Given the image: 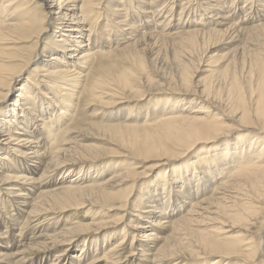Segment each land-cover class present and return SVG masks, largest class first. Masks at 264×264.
I'll use <instances>...</instances> for the list:
<instances>
[{
  "label": "bare ground",
  "instance_id": "obj_1",
  "mask_svg": "<svg viewBox=\"0 0 264 264\" xmlns=\"http://www.w3.org/2000/svg\"><path fill=\"white\" fill-rule=\"evenodd\" d=\"M137 1L136 16L130 18L134 22H126L130 27L122 29L127 41L115 47H99L91 25L98 24L102 16L98 11L105 4L115 11L116 23L124 25L120 0H0V264H119L114 258L115 250L128 239L130 230L132 249L141 243L145 248L140 253L155 251L149 264H166V260L172 261L168 264H183L177 261L190 259L179 256L182 254L168 246L180 228L191 235L188 241L210 253L206 257L189 255L193 258L192 264H259L260 258L264 264V223L261 255L252 237L255 225L264 221V0L255 1L258 7L249 9L238 5L230 7L226 0H199L206 1L209 9L207 17H200L205 28L183 20V7L189 5V0L181 4L177 16L174 12L170 17L156 10L160 5L164 8L167 0ZM249 1L244 2L252 5ZM33 3L39 13L31 9ZM169 10L164 9L167 13ZM104 28L99 36L106 40L105 33L110 32ZM97 48L103 56L112 52V56L130 63H146L148 69L158 74V80L153 77L154 81L144 79V82L142 77L130 78L125 72L116 75L119 64L115 61L96 62ZM46 52L52 54L48 60L42 59ZM192 57L200 59L191 76L188 64ZM166 66L172 69L171 78L163 73ZM30 71L35 76L28 80L36 84L30 89L35 98L26 97L29 89L25 84L9 104L7 98L12 86L24 78V72ZM110 76L115 78L111 82ZM132 79L141 84L142 89L152 92L151 102L158 108L152 113L156 115L152 122L145 121V117L140 124L147 130L129 139L130 144L144 154L164 152L168 158L162 161H170L169 157L175 154L183 156L199 150L201 153L196 161L198 165L203 164L202 174L207 179L203 181L202 176L197 175V165L194 176L187 179L189 172L180 165L171 175L163 173L155 190V194H162L147 196L143 191L139 199L142 210L144 197L160 200L164 196L162 204L150 206L152 210L145 218L152 222L147 221L150 225L145 228L140 226L142 219L132 220L129 225H124L122 218L116 222L97 218L91 223H63L62 213L67 208L84 205L92 210L95 207L86 201L88 196L93 197L103 213L119 210L116 201L125 191L115 190L122 186L118 183L131 176L132 170L123 165L102 178L100 172L104 170L98 164L107 161L109 156L91 157V160L76 157L78 160L67 162L66 152L70 149L77 156L83 151L81 137H68L71 140L64 145L57 135L63 130L65 115L73 114L82 97L88 104H99V99L106 96L124 100L131 92L133 97L129 100L143 102L147 92L136 88L132 91L129 88ZM106 85L119 86L122 94L111 95L104 88ZM222 88L226 92L225 100L219 94ZM4 104L9 105L4 107ZM186 104L199 105L191 111ZM213 104H229V114L212 110ZM170 106L171 109L167 108ZM235 120L239 122L236 129L232 124ZM121 128L118 134L126 139ZM235 131L245 132V135L234 137ZM240 137H245L243 142L248 141L250 145L260 144L258 152L249 151L252 153L250 160L237 164L227 162V166L220 168L218 165L224 158L231 157L226 152L233 151L230 146L236 145ZM63 146L54 160L47 159L46 150L52 155ZM224 146L226 152L222 155L220 150ZM213 151L215 157L207 158ZM115 159L117 157H112L111 162L116 163ZM162 161L159 168L164 164ZM78 167H81L82 177L73 175ZM58 174L61 179L56 178ZM170 176L174 178L168 183ZM89 181L94 182L86 183ZM178 182L182 184L175 192ZM188 182L190 193L185 185ZM208 188L212 189L208 192ZM173 191L190 202L191 211L187 216L172 215V211L183 208L180 203L170 205ZM202 194L205 195L201 198ZM8 203L13 211L6 216L3 210ZM126 205L121 203L120 207ZM58 224L63 227L57 229ZM122 225L119 232L122 237L111 243L112 247L104 255H99L103 260L97 261L98 252L106 245L103 241V247H98L100 236L107 227L112 232ZM169 228L173 232L166 235ZM138 237L145 241L137 240ZM82 240V254L73 257L70 252ZM32 252L36 256L27 257Z\"/></svg>",
  "mask_w": 264,
  "mask_h": 264
},
{
  "label": "rangeland",
  "instance_id": "obj_2",
  "mask_svg": "<svg viewBox=\"0 0 264 264\" xmlns=\"http://www.w3.org/2000/svg\"><path fill=\"white\" fill-rule=\"evenodd\" d=\"M189 1H190L189 5L187 7H183V9H184L183 20L185 22L189 21V24L191 22H193V23L195 22L196 24H199L203 27L204 24H201L200 20L202 17L203 18L207 17V15L209 14V9H207L208 6L205 4L206 1H203V3H202V1L200 2L199 0H189ZM244 1H246V0H226L225 2H228L230 7L233 5V8H236V5H238L241 8L244 6H247V8L249 9V8H251V6H253L252 8H254V6H255V8H257L259 5L258 3H256L257 0H254V2H253V0H250L249 2L252 3V5H250L249 3H245ZM166 2H167L166 3L167 5L165 4L164 8H163V5H160L159 7L156 8V10L163 11V13L165 14V17H170L172 14H174V12L177 16L181 7H182L181 4H183V5L185 4L184 0H167ZM238 2L240 4H238ZM30 3L31 2H29V5H30ZM119 4H121L119 8H120V10L122 9L121 13L123 14V21L125 22L124 25H118L116 23L115 19H117L118 17H116L114 15L115 11H113L112 9H109L108 6L106 7V4L104 5V7H102L98 11L102 15L101 18L99 19L98 24H97V22H93V23L91 22L92 23V25H91L92 26V34H93L95 41L98 42L99 47H101L102 45H103L102 47H104L105 45L106 46L111 45V47H115L116 44L122 43L123 41L124 42L127 41L125 39L126 35L122 29L124 27L125 28L130 27L126 22H129V21L134 22L133 21L134 19L130 20V18H132L131 16H134V15L136 16L138 9L135 6H138V1L137 0H125V1L120 0ZM124 4H126V5H124ZM135 4H137V5H135ZM202 5H204V6H202ZM30 7L32 10H35L36 8L34 9V7H36V4L33 3ZM170 8H172V10ZM164 9L165 10L170 9V10L167 13L166 11H164ZM104 11H106V12H104ZM122 11L123 12L125 11V12L123 13ZM39 12L40 11L38 9L37 13H39ZM106 13L108 15H106ZM128 15H129V17H128ZM94 25H96L97 28ZM101 28H104L105 31L110 32V33H105L106 36L108 35L106 40L103 39L102 36H99V33L101 32ZM204 28H205V26H204ZM106 29H108V30H106ZM117 36H119L120 38L119 37L117 38ZM112 38H113V40H112ZM99 40H101V41H99ZM105 41L107 44L102 43ZM21 47H24V44H21ZM95 51L97 52V54H99V55H97V57L95 59L96 62H102V61L106 62L107 60H110V61L113 60L117 63V65L119 64L117 66L116 75H118L120 72H125L126 74H128V76L130 78L133 76L134 77L137 76L138 78L142 77L143 81H144V79H146L147 81L158 80V78H156L158 76V74L153 73V71L150 67H149V69H150L149 70L148 66L144 62L141 63V65H140L138 63H130V62L124 61V59L121 57L117 58L114 55L112 56V54H111L112 52H110V50L107 51V53L110 52L107 56H103L102 53H99L98 52V51H100L99 48L95 49ZM19 54H22V53H19ZM50 55H52V54L46 52L45 57L43 56L42 59L48 60L49 59L48 57ZM33 56H34V54H33ZM199 59H200V57L199 58L198 57H195V58L192 57L189 59L190 64H188V66H189L191 76L195 73V71L197 69ZM163 71H164L163 73L166 74L167 78H171V75H172L171 67L166 66L163 69ZM24 74H25L24 78L12 86L11 93L7 98V101L9 104L13 103V100L16 98V95L20 91L19 89L21 88L22 85H25V84L28 86L27 88L29 89L28 93L26 94V97L30 96L29 98H31V99L35 98V94L32 93L30 91V89H31V87L35 88L36 84H31L28 82L29 79H35L34 73L32 71H30V72H24ZM154 74H155V76H154ZM201 77H202V75H201ZM114 79L115 78L114 77L112 78L111 76L108 78L109 82L113 81ZM23 82H24V84H23ZM104 88L107 89L111 95L118 96L119 94L120 95L122 94V90L119 91V89H121L119 86H115V85L108 86V85H106ZM129 88L132 91H135V88L137 89V91H139L140 89L141 90L144 89V91L147 92V94L145 95L146 99L143 102L131 101L133 94H131V92H130V93H128V95H126V97L124 99L125 101L119 100L116 97L114 98L113 96H106V97L102 98V100L99 99V102H100L99 104H88V103L84 102V99L82 97L79 100L78 105L76 106V110H74L73 114H71V116L65 115V122L62 125L63 130L60 131L57 135L58 140L65 145L69 142V140H71L70 138L73 139V137L80 136L81 140H82L81 147L83 149V151L81 152V154L79 156H77L76 152H73L72 149H70L66 153L68 154L67 158L69 157L71 159L66 158L65 161L71 162V161H75V160H78L81 158H85V159L87 158L86 160H91V159H89L91 157L95 158L96 156H109L106 158L107 161L103 160L102 163L98 164V165L102 166V168L104 170V171L100 172L101 177L103 176L102 178L106 177L111 172H114L116 170H120L121 168L124 167L123 165H127L132 170V174H130L131 176L129 175L130 177L124 178L123 182L118 183V184H122V186L121 185L117 186V190H115V191H119V192L125 191L123 195L119 196V200L116 201V206H118L116 208L119 210H117L115 212H110V213H106L107 212V210H106L103 213V212H101L100 205L99 204L97 205L96 203H94L93 197L88 196V197H86V201L93 203L95 205V207L91 210L90 208H87L84 205L77 206V207L71 206V207L66 209V212L62 213L63 223L66 222V224H68V225L71 223H76V222L91 223V222H96L97 218H102V220L106 221V222H116L118 219L122 218L123 219L122 223H124V225H126V224L129 225L132 220H138L139 221L140 219H142V220H140V223H141L140 226H143L142 228H145V227H148L150 225V223L146 224L147 221L152 222L150 219L145 218V216L147 215L146 213H148L152 210L150 206L155 205V207H156L157 205L162 204L161 201L163 200L164 196H162L160 198V200H149L148 197H144V205L145 206L143 205V208L144 207L145 208L142 210L139 209V204H140L139 199L142 196L143 191H144V193H146L145 195H147V196H150V194H152V193L155 194L156 187L158 186L157 180L159 177H161L162 175H165V174L171 175L175 169H178L181 166V168H183V170H184V167H186V169L184 171L189 172V176H187L185 179L191 178L194 176L193 172H194L195 167L197 165V167H196L197 175H201L202 176L201 178L203 179V181H204V178L207 179V177L203 176L204 174H202V169L204 167L203 164L198 165L197 161H196V159L198 160L197 156H199V154L201 153V152H199V150L197 152L189 151V154H185L183 156L180 154H175V155H172L171 157H169L170 161H168L167 159L162 161L163 158L165 157L164 152H160L157 154H144L142 152V150L140 151L139 149L134 148L130 144V142L128 141L129 139H133L135 136L143 134V132H144L143 130H147V129L143 128L144 126H140V124L142 125V121H144L146 118L147 119L145 121L152 122L154 119V116H156V115H152V113L156 112V109L158 107L156 106V104H153L151 102V100L154 99L152 97V92L149 91L147 88L142 89L141 84H136L132 79ZM219 94L221 95L223 100L226 99V92H225L224 88H222L220 90ZM129 99H131V100H129ZM112 102L113 103L116 102L118 104H111ZM121 102H123V103H121ZM142 103H143V105H142ZM9 104H4V107L9 105ZM51 104L53 105L54 103H51ZM146 105L148 108L146 107ZM186 105H187L186 108L192 111V110H195L196 109L195 107L198 106L199 104H195V105L194 104H186ZM150 107H151V109H150ZM226 107H227V109H226ZM167 108L171 109L172 107L170 106ZM212 110H216V111L219 110L220 113L224 114V115H228L230 112L229 104H224V105L223 104H213ZM130 111H131V113H130ZM150 114H151V116H149ZM238 123H239L238 120H235V122L232 123L235 125V127H234L235 129H236V127H238L237 126ZM121 125H123L125 128ZM116 126L118 128H114ZM109 127H111V128H109ZM119 128H121V130L123 131L127 140L124 138V136H119V134H118ZM141 128H142V130H141ZM123 129H125V130H123ZM40 132L42 133V131H40ZM125 132L129 135V137ZM240 134L245 135V132L235 131L234 137H236V136L238 137ZM43 135H45V134H43ZM150 135H151L150 133L147 134L148 137ZM68 137H70V138H68ZM153 138L154 137H152V139ZM243 138H245V137L238 138L236 140L237 144L234 146H230L233 149L232 152H226V151H224V148L226 149V147L225 146L222 147V149L220 150V153L223 155V153L226 152V153H228L227 155H229L231 157L228 160L224 158V161L218 165L220 168L227 166V165H225L227 162H229V164H237L243 160H250L252 157V153L249 151L258 152V150H259L258 148H260V144L250 145V143L248 141L243 142L244 141V140H242ZM63 148H64V146L60 147L59 149L56 148L57 150L54 149L56 151H54L53 153L51 152L52 155L49 154L48 151L46 150L45 155L47 156V159H49L51 161L54 160L55 157L57 156V153L60 150H62ZM175 151H177V150H175ZM215 155L216 154L214 151L210 152V155L207 156V158H214ZM76 157L78 159H76ZM112 157H117V159H115L116 163L111 162ZM165 158H168V157H165ZM161 161H162V163L164 162V164H163V166H161L159 168L158 165L161 163ZM119 163L121 165H119ZM246 165H248V163ZM206 167H208V166H206ZM80 168L81 167L75 168L76 173L73 175H77V176L79 175L80 176V171H79ZM242 168H244V167H242ZM163 173H165V174H163ZM225 175H226V173H225ZM80 177H82V176H80ZM172 177L174 178V176H170L168 183H170L172 181ZM56 178L61 179V174L56 175ZM91 180H92V178H91ZM90 181L86 182V183L92 184L94 182L93 181L91 183ZM115 184H117V183H115ZM180 184H182V183L178 182L175 184V186H176L175 192L179 191V189L177 187L180 186ZM189 184H190L189 182L185 183V185L188 187V190L190 193L191 189H189V186H190ZM208 189H209L208 190V192H209L212 188H208ZM175 192L173 191V193H172V200H171L170 205H173V204L175 205V203L176 204L180 203L182 205H179V206H183V208H182V210H180L178 212H176V210H175V212L172 211L174 213L172 215H178L177 218H181L182 216L185 217V216H187L186 214L188 213V211H189V213L191 211V209L188 208V206H189L188 204L190 202L188 203L187 200L181 199L182 197L177 196V194H175ZM157 194L160 196L162 194V192L161 193L158 192ZM157 194H155V195H157ZM203 195H205V194H202V196L200 195V197L201 198L204 197ZM196 197H197V195L195 196V198ZM153 201H155V202H153ZM121 203H127L126 207H120ZM11 206L12 205L10 203H8L6 205L5 210H3L4 215H6V216L10 215V213L13 211V208H11ZM67 206H70V205H67ZM130 207L132 208V210ZM107 208L108 207H106V209ZM93 210H95V211L93 212ZM138 210H140V211H138ZM96 213H99V214L96 215ZM140 214H141V217H138ZM4 215H3V219H5ZM46 218H49V217H46ZM42 221L43 220H41L40 222H42ZM6 222H8V221H6ZM122 223H120L119 225H121ZM263 223H264V221L260 220L255 225V227L252 231V237H253L255 246H256V248H259L258 249L259 255H261V253H262L261 247H262L263 240L261 239V237H262ZM53 224L55 225V223H53ZM142 224H145V225H142ZM23 225L26 226V223ZM56 226H57V229H61L63 227V225H60V224H58ZM108 228H110V227H107V229L103 232L104 235L100 236V243H99L98 247L99 246L103 247L102 246L103 241H106V245L104 244L105 248L103 247L98 252L100 254L96 253L97 259H99L97 261L103 260L102 258L99 257V255H104V252L107 251L108 249H110L112 247V245L114 243H116L117 241H119V238L122 237L121 235L119 236V232L122 230L123 225L113 229L112 232L110 231L111 229H108ZM180 229H178L176 235H174V237L171 238V241L168 244V246H169V248L171 247V249L173 251L175 250L177 253L182 254L179 256H183V257H185V259L188 258L190 260H187V261L186 260H178L177 262L182 261L183 264H192V263H190L191 260L193 259L192 257H197V256L198 257H206V256L210 255L209 252H204L199 245H194V244H192V242L188 241L190 239V238H188V236H191V235L189 233H187L186 230H184V228H180ZM169 230L166 231V235L173 232V231H171L170 228H169ZM131 232H132L131 230L128 232V234H127L128 239L127 240H125L123 243H120L117 245V249L115 250V256H114L115 260L119 264H149L152 261L151 256L155 253V251L152 250L151 251L152 253L151 252L143 253V254L140 253L141 251L144 252V248H145V246L141 243H139L136 248L132 249L131 243L133 242V240L131 239V237H132ZM85 239H87V238H85ZM144 239L145 238L138 237L137 240L140 241V240H144ZM83 241L84 240H82L81 243L78 244L70 252V254L72 253L71 255L73 257H79L82 254L81 250H82L83 245H84ZM111 243H113V244L110 246ZM88 244H91V240H89V238H88ZM134 244H137L136 241H134ZM149 245H150L151 249H155L154 245H152V244H149ZM100 248H98V250ZM88 249H89V247H88ZM92 249L93 248H91L90 250H92ZM83 250H84V248H83ZM144 255H146V256H144ZM186 255H188V256L186 257ZM189 255L192 257H190ZM35 256L36 255L33 252L30 253V255H27V257H31V258L35 257ZM142 256L145 258H143ZM260 259L261 260H258L259 264H261V261H262V258H260ZM166 261H167L166 264L172 262L171 260H166ZM100 264H106V262L100 263ZM172 264H174V263H172Z\"/></svg>",
  "mask_w": 264,
  "mask_h": 264
}]
</instances>
